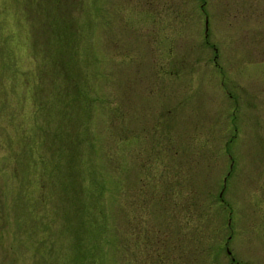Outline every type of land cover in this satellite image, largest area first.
<instances>
[{
  "label": "rangeland",
  "instance_id": "obj_1",
  "mask_svg": "<svg viewBox=\"0 0 264 264\" xmlns=\"http://www.w3.org/2000/svg\"><path fill=\"white\" fill-rule=\"evenodd\" d=\"M143 1L82 0L86 27L71 30L76 32V44L81 45L89 21H93L95 34L87 37L90 55L81 52L80 46L81 56L75 63L87 68L99 99L90 128L97 150L94 175L105 187L101 203L104 200L112 235L104 241L111 245V252L103 251V259L111 264H164L158 259L159 243L151 244L144 236L135 240L133 235V222L145 228L147 223L157 225L165 220L156 204L143 210L142 199L156 197V187L150 181L144 197L139 191L140 177L153 167L156 182L164 178L174 184L179 178L177 167L181 168L178 161L189 159V148L207 146L198 159L200 166L192 172L201 184L198 192L207 197H192L199 209L188 218L194 208L191 195L182 191L175 199V220L172 217L166 223L172 227L182 224L184 230L188 224L205 225L211 227L212 237L206 239L207 246L197 245L196 250L185 243L186 255L178 250L164 260L171 257L174 264H264V0H152L157 11L151 15ZM36 2L0 0V264H48L47 252L52 264H65L75 243L71 204L61 191L53 195L39 189L29 156L34 100L43 102L46 116L52 112L51 82L59 77L61 63L68 62L70 43L61 27L54 25L55 31L51 26L52 1H47L43 15L35 12ZM77 18H82L81 13ZM43 58L48 61L43 85L32 89ZM93 58L95 68L91 67ZM153 64L156 69L150 67ZM129 83L137 86L133 91L137 96L130 98L132 109L126 99ZM88 98L80 90L82 110L74 117L83 125ZM127 109L126 124L125 119L120 123L115 119L116 110L122 114ZM146 119L160 125L168 120L166 128L172 138L147 130ZM53 120L46 125L41 117L40 122L46 134L38 150L48 158L58 148L63 152L66 145L65 138L59 143L63 134L53 140L52 129L58 133L63 126L61 120L58 126V120ZM124 124L128 140L116 135ZM67 138L70 145V134ZM96 184V191L89 178L81 179L79 185L83 191L80 201L83 198L85 206L93 210L98 204L95 192H100V182ZM58 186L61 189L62 184L58 182ZM38 196H44L41 207L35 202H40ZM36 208L39 210L33 214L31 210ZM225 214L230 221L226 233L231 234L227 243V235L221 237L217 232ZM204 217L212 220L211 226L209 221L203 224ZM51 218L49 228L46 223ZM49 244L52 251H48ZM204 246L206 250L201 249Z\"/></svg>",
  "mask_w": 264,
  "mask_h": 264
},
{
  "label": "trees",
  "instance_id": "obj_2",
  "mask_svg": "<svg viewBox=\"0 0 264 264\" xmlns=\"http://www.w3.org/2000/svg\"><path fill=\"white\" fill-rule=\"evenodd\" d=\"M47 1H52L50 11L52 28L57 31L54 25L57 24V26L61 27V31L66 32L70 43L68 46L69 48H66V50L69 49L67 54L68 62L64 64V66V62L61 63V74L59 72V77L51 82L52 85L50 88L53 94L52 112L50 110L49 114L46 116L43 112V102L37 99L34 100V102L36 103L35 105H33V122L35 125L30 131V134L32 135V142L30 144L32 152L29 154L30 162L33 166L32 172L34 178L38 179V187L41 191L44 190L46 191V194L52 193L53 195H55V192L61 191L63 194L66 195L69 204H71L69 214H71L72 219L75 222V224H73L74 230H72V236L75 239V243L71 245V258L69 253L66 254L65 264H72L75 262H79L81 264H111V262H109L108 260L103 259V251L107 252L111 249V245L105 243L104 241L106 240V237L112 235H110V230L108 229L109 226L104 211V200L101 203V200L104 198L105 187L100 180H97L98 178H95L96 175H94L95 158L97 156V150L94 144V141L96 139L94 134L92 133V129L90 128L91 121H93L94 111L96 108H98L97 105L99 103V99L98 97H95L97 95L96 88L94 87L92 81L93 79L90 80L87 76V68L78 67L75 63L76 60L78 62V57L81 56V53L78 51L80 46L83 47V51L81 52L86 55H90L88 50V46L90 45L87 40V37L88 35L95 34V31L93 29V21L91 23L89 21V25L87 27L89 28L88 31H86L87 42L85 41V39L82 38V44L79 45L78 42L76 44V32H73L72 34V28H74V30H79L78 27L82 29L86 27L82 20L83 14L85 12L82 0H37V2L35 3V12L38 15H43L46 12ZM143 5L146 7L147 13H156L157 10L153 9L154 3L152 2V0H144ZM79 13H81L82 18H77L76 20V14L78 15ZM180 13L178 14V16L182 15ZM56 35L58 36V33H56ZM72 35L73 39L71 40ZM85 45L87 48V52L85 51ZM148 53L152 54V56L156 55L154 54L153 50H148ZM158 57V55L154 57L152 63H154V61ZM55 64L56 67L59 66L58 59H56ZM95 64L96 59L93 58V61H91V67L95 68ZM47 65L48 61L43 58L40 63V69L38 70L36 77L32 81V89H40L42 87L45 77L44 71L47 69ZM56 67H54V69ZM150 67H154V64ZM154 69L156 68L154 67ZM137 77H139V75H137ZM87 78L88 81L86 87L84 88V84ZM37 82L40 83L37 84ZM133 86L134 84L131 85L129 83L126 91L128 109H132V101L130 98L134 95L137 96V94L133 92L135 88L137 89V86L136 84L135 87ZM80 90L85 91L89 95L86 110V121L84 122V125L79 120V118L74 117V113L81 112L82 110V104L78 100ZM152 92L153 89H150L149 95H151ZM146 102H149V100L146 99ZM128 109L125 110L122 114H120L119 111L116 110L115 119L120 121V123H124L125 119L126 124L129 115ZM165 115L168 116V114ZM41 117L43 123H46V125L47 122H50L55 117H58V124L56 126L59 125V120L63 122V126L61 128L58 127L57 129L59 130L58 133L55 129H52V137L53 140H56V138L57 140H59L58 138L61 134H63V139L59 140V143L62 144L66 140L65 149L63 152H58V148L54 152V154L51 155V157L49 158L43 155L42 152L38 150V147L42 145L46 134V131L42 132L45 128L40 124ZM75 121L78 123L77 126ZM125 124L123 127H121V129L119 128V130L116 132V135L119 137V139L122 140H126L128 135H130L127 133L128 126ZM167 125H169L168 120H166L163 125H160L158 122L153 124V122H148V119L145 120V128L147 130L149 128H152L153 132H155L154 135L160 134V137L162 138L164 137L165 133V136L170 139L172 137L170 135V130L167 129L168 127L166 128ZM81 128H83V132H81ZM68 134H70V145L68 143L67 138ZM133 138H135V136ZM137 138H140L143 141H147L143 135H138ZM136 140L140 141L139 139ZM85 147H87V151L84 152L83 150ZM205 147L207 146L189 148V159L181 162L178 161V163H180L181 165V168L177 167L176 172L178 173L179 178L177 180L175 179L176 183L174 184H171L168 181H164V178H161V182H156L155 175L152 172L154 171L152 166L151 171L146 169L147 173L145 174V176L140 177V182H142V185L139 191L141 195H144V197L145 190L147 189V184L150 181H152L153 185L156 187V190H154L156 197H153V199H147L146 197L142 199L143 210H145L146 207L151 203H153V205L156 204L159 208L161 217L165 218V220L161 219V223H157V225H155L154 223H151L149 225L147 223L145 228L141 227L140 222H133V235L137 236L135 240H139V236H144L145 238H147V241H150L151 244L154 242L159 243L161 252L158 255V259H160V261H163L164 264H174L171 257L168 262H165L164 257L168 254H172L178 250H183V254L186 255V251L182 247L185 243H187V245L189 243L193 244L196 250L197 245L207 246L208 244L206 243V239L212 237L211 227L208 229L205 225H202V227L199 228L197 226L193 227L192 224H188L187 226L185 225L186 229L184 230L181 226L182 224H177L172 227L171 224L166 223L167 221L172 220V217L175 220V212L176 209H178V206L175 205V199L176 196H178L182 191L188 192L189 196L191 195V207L193 206L194 208L193 210L192 208L190 209L189 213H187V217L190 216L189 214L194 213L199 209L198 204H192V197H207L206 193L198 192V189L201 184L198 185L196 182L197 179L192 177V172L197 171L198 166H200L198 161L199 157L207 151ZM161 150V147L159 149H156L154 154L157 151ZM141 168L145 169V167L143 166H141ZM88 178L91 184L93 185L91 187L94 191H96L94 189V184H96V182H100V192H95L98 195V204L95 210H93L94 207H86L83 198L82 201H80L79 199V194H83V191H80L79 189L81 179L86 180ZM58 182L62 184L61 189L59 188V186L57 187ZM193 187H196V191L192 190ZM84 193L88 195V193ZM38 198L40 202H38L36 198L35 202L36 205L39 203V207H41L43 206L44 196H38ZM216 199L218 201L217 197ZM220 200L223 201L222 196ZM187 204L188 202L185 205ZM38 210L39 208H36L34 211L31 210V212L34 214V212ZM96 218L97 221L94 220ZM207 218L208 217L203 218V224L209 221V225L211 226L212 220ZM52 222L53 219L51 218L47 221L46 225L51 228V226L53 225ZM166 225L167 227H165ZM227 227L228 217L225 214L221 218V223L219 227L220 230H217L218 234H220L221 237L227 234ZM52 249L53 246L51 247V245L49 244L48 251H52ZM201 249L206 250L207 248L204 246ZM187 251H192V248H188ZM190 254L191 253H189L187 256H189ZM46 260L48 261V264H52L54 262V260L51 258V254L48 255V252ZM62 262L63 261H61V263Z\"/></svg>",
  "mask_w": 264,
  "mask_h": 264
},
{
  "label": "water",
  "instance_id": "obj_3",
  "mask_svg": "<svg viewBox=\"0 0 264 264\" xmlns=\"http://www.w3.org/2000/svg\"><path fill=\"white\" fill-rule=\"evenodd\" d=\"M228 251V253H230V251L229 250H227Z\"/></svg>",
  "mask_w": 264,
  "mask_h": 264
}]
</instances>
